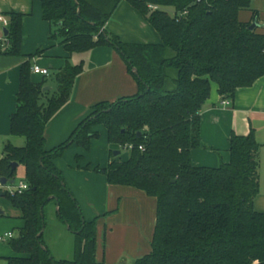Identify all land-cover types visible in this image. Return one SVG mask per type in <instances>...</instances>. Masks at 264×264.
<instances>
[{"label": "trees", "instance_id": "16d2710c", "mask_svg": "<svg viewBox=\"0 0 264 264\" xmlns=\"http://www.w3.org/2000/svg\"><path fill=\"white\" fill-rule=\"evenodd\" d=\"M121 1L40 0L50 39L68 57L54 74L55 91L30 80L29 61L20 68L9 126L10 135L24 138L25 145H4L0 178L13 180L16 169L10 164L16 163L24 168L28 190L5 194L24 221L17 237L8 241L14 256L6 264H104L95 256L96 220L83 218L53 163L71 145L88 150L98 138V126L106 129L110 145L133 148L126 161H112L94 172L109 185L156 200L150 252L122 264H264V213L253 208L259 193V144L253 131L231 135L228 163L206 168L191 162L192 150L200 146V113L211 85L221 98L233 100L237 89L264 76V26L249 30L257 22L255 13L250 23L238 20L251 0H125L161 38V44L145 46L124 44L105 30ZM4 16L8 46L0 54L20 56L24 15L8 11ZM99 47L120 55L136 81V94L94 105L65 142L46 150L45 127L69 101L83 72V63L74 65L70 57ZM50 204L75 238L70 260L55 259L44 241Z\"/></svg>", "mask_w": 264, "mask_h": 264}, {"label": "crops", "instance_id": "0c3cea01", "mask_svg": "<svg viewBox=\"0 0 264 264\" xmlns=\"http://www.w3.org/2000/svg\"><path fill=\"white\" fill-rule=\"evenodd\" d=\"M8 11L24 15L20 56L0 54V138L11 139L14 136L10 135L9 123L16 109L21 65L29 61L31 66L47 69V77L30 74V80L43 84V89L49 88L45 91H54V74L63 68L68 54L58 41L50 39L51 27L42 18L40 0H0V15L5 17L4 13ZM253 13L257 16V23L264 26V0H251L249 8L238 13L239 22L250 23ZM3 30L0 24V37L4 36ZM105 30L124 44H161L158 33L125 0L118 4ZM261 31L264 32V28ZM38 50L42 52L28 58ZM70 62L74 65L82 62L83 72L74 82L69 101L45 127L46 150L65 142L90 115L94 105L133 96L138 90L124 61L110 47L75 54L70 57ZM221 100L216 86L212 84L210 97L200 113V146L191 152L192 165L216 168L221 163H228L231 135L246 136L252 130L259 144V193L254 199L253 208L258 213H264V76L250 87L237 89L228 105H221ZM94 131L98 133V138L91 141L88 150L71 145L53 163L61 172L83 218L87 222L96 220L97 262L131 263L150 252L156 200L130 187L109 185L103 175L94 172L95 167L104 168L112 161L128 159L121 161L110 157L109 150L119 147L108 143L107 131L103 126L94 128ZM24 142L14 143L23 147ZM14 184V180H7L5 186L0 185L1 193ZM3 198L5 203L1 200ZM6 210L17 212L21 222L4 224L0 235L12 233L14 227L20 230L24 226L21 212L0 196V217H6ZM10 251L6 250L0 255L5 264L6 258L14 256Z\"/></svg>", "mask_w": 264, "mask_h": 264}, {"label": "rangeland", "instance_id": "374dc122", "mask_svg": "<svg viewBox=\"0 0 264 264\" xmlns=\"http://www.w3.org/2000/svg\"><path fill=\"white\" fill-rule=\"evenodd\" d=\"M169 14L173 13L171 8L166 9ZM56 89V88H55ZM54 89V91H55ZM10 138V137H9ZM14 142H24L23 138L12 137L11 139L0 138V160L2 159V151L3 147L6 143L11 144L14 147L16 146ZM25 143V142H24ZM25 145V144H24ZM118 151L119 155H113L114 152ZM110 157L118 158L123 161L129 156V151L125 149H111L109 150ZM15 184L17 186L20 182H25V174L23 166H19L14 174ZM12 186H10L11 188ZM14 189V188H12ZM5 203V199H1ZM55 209L52 204L48 205L45 208V223L46 227L44 230V241L48 246L52 256L57 260H70L73 256V246H74V236L67 230V228L58 221L55 213ZM6 217H0V233L2 232L3 225L8 222L19 223L21 220L19 219V214L15 211L6 210ZM11 234L14 237H17L19 234V230L17 227H14L11 230ZM10 251L8 247V241L0 242V255L4 253V251ZM11 252V251H10ZM0 264H5L3 259L0 258Z\"/></svg>", "mask_w": 264, "mask_h": 264}, {"label": "built area", "instance_id": "2783aa9c", "mask_svg": "<svg viewBox=\"0 0 264 264\" xmlns=\"http://www.w3.org/2000/svg\"><path fill=\"white\" fill-rule=\"evenodd\" d=\"M8 19L0 15V24L2 28L5 30L8 26ZM8 46V41L6 39V36H1L0 37V50H4L5 47ZM30 73L34 75H39L42 77H47L49 75V71L44 68H40L37 65H32L30 68ZM229 104V100L226 98H222L221 100V105L226 106ZM133 147L132 145H126L122 149L125 150H131ZM139 150H142V147H138ZM14 188V189H12ZM28 190V185L25 182H20L17 186H12L11 188L9 187L6 191L5 194L8 193L9 195H14V194H21L22 192ZM1 194V191H0ZM13 238V235L11 233H5L3 235H0V242L4 241H9Z\"/></svg>", "mask_w": 264, "mask_h": 264}, {"label": "water", "instance_id": "95a60500", "mask_svg": "<svg viewBox=\"0 0 264 264\" xmlns=\"http://www.w3.org/2000/svg\"><path fill=\"white\" fill-rule=\"evenodd\" d=\"M259 27V24L257 23V22H253L250 26H249V30L250 31H253V30H255L256 28H258ZM3 34H4V36H7V30L5 29V30H3ZM135 74H136V72H135ZM49 88H44L43 90L45 91V90H48ZM137 136H139V134L137 135ZM113 155H119V152H114V154ZM10 166H11V170L12 171H14L15 169H17V167H18V164H16V163H11L10 164ZM6 183H7V179H5V178H0V185L1 186H5L6 185ZM11 184H13V181H11ZM0 196L1 197H5V193H1L0 194ZM2 214V212L0 211V215Z\"/></svg>", "mask_w": 264, "mask_h": 264}]
</instances>
